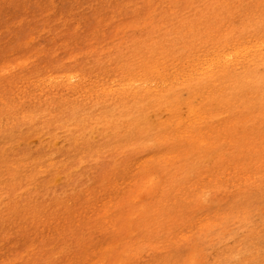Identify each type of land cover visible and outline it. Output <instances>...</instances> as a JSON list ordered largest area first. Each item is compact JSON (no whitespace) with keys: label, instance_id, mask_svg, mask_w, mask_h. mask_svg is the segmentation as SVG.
I'll return each mask as SVG.
<instances>
[{"label":"rangeland","instance_id":"obj_1","mask_svg":"<svg viewBox=\"0 0 264 264\" xmlns=\"http://www.w3.org/2000/svg\"><path fill=\"white\" fill-rule=\"evenodd\" d=\"M107 1L110 3L113 0ZM222 1H228V5ZM124 2L126 6L122 7ZM176 2L177 0H172V3ZM50 3L52 11L59 7L58 0H51ZM118 3L119 6L112 11L114 16L111 24L102 26L105 33L103 46L96 49V41L90 39L88 45L91 49L71 60L64 57L67 58L64 60L72 62L76 58L86 57L83 77L86 82L91 83L96 79V69L90 62L94 52H98L104 62L111 58H128L125 61L131 63L129 68L136 70L137 59L132 55L135 50L154 49L152 53L163 58L167 53L160 46L168 50L167 45L172 43L169 55L164 60L166 67L159 66L154 70L147 63V70L136 76L137 81L132 86L141 94H144L146 87L157 90L166 86L170 92L162 90L159 97L173 100L174 104L167 109L165 104H156L152 97L142 96L140 108L128 114L132 126H120L116 131L119 136L113 140L107 137V141H101L99 127L92 128L90 142L101 145L100 142H109V145L102 155L96 152L87 156L78 155L74 160V168L69 167L70 161L66 164L65 169L69 167L73 184L67 183L62 172L48 168L44 171L33 170L34 173L29 178L21 181L15 196L19 199L26 195L28 198L25 202L17 200L12 206H7L5 197L0 196V214L6 216V219L0 218V258L5 259L0 260V264H31L37 255L36 264L84 263L86 254L88 261L92 262L96 256L91 252L110 240L114 243L117 257L113 264H264V82L222 81L214 87V94L206 104L199 95L193 98L190 96V88H199L196 70L195 67L186 68L185 63L178 61L184 50L177 45L187 39L198 41L212 27H219L227 22L236 26V33L241 36L264 32V10L257 18H245L248 11L264 8V0H182L179 7L174 4V13L167 11L164 14L161 13L168 4L157 10V4L153 0H118ZM21 4L29 5L27 0H22ZM138 5L147 10L140 14V20L136 22L128 16L137 17L141 13ZM181 6L186 7V10ZM91 7L87 4L84 10ZM52 11H47L46 15L51 16ZM184 13L188 26L196 24L193 32L187 36L183 35L187 31L186 27L180 34L174 32L184 18ZM237 13L240 15L232 19V15ZM79 18L77 15L76 25ZM60 19L63 26L70 22L67 17ZM190 20L193 22H188ZM6 21V17L0 14V27H5ZM28 23L30 22L25 21L21 26ZM39 31L48 36L53 35V31L46 28ZM2 32L3 30L0 31L1 46L5 44ZM21 33L20 42L36 45L40 41L35 35L25 34L23 30ZM141 38L145 39L146 44L140 43ZM154 40L159 43L156 46L150 45ZM44 45L43 43L39 49L42 50ZM54 49L53 56L60 55L58 47ZM37 51L38 48L28 52L27 58L16 64L20 72L30 69L27 65L32 61L26 62L28 58L38 56ZM101 66L108 68L105 64ZM184 70H187L188 80L192 84L184 82ZM262 71L259 67L258 72ZM126 80L124 77V81ZM76 82L72 81L70 86ZM6 87L7 84L0 88V93L6 91L7 95L9 91ZM35 90L32 89L31 93ZM112 96L116 95L109 97ZM33 104L35 102L31 106ZM191 104L192 109L189 107ZM202 104L210 112L205 122L201 119L194 120L195 116L192 115L196 106L199 108ZM3 109L4 107L0 109V113ZM105 112H112V107L108 106ZM183 118L186 120L182 122ZM171 121L176 122L173 124ZM189 121L193 124L192 128L199 127L200 123L204 124V128L201 126L193 130L199 137L205 136L204 140L198 138L193 146L185 139H180L181 137L170 140L167 148L170 152H176L177 149L179 156L168 161V171L161 170L155 161H148L146 170L138 178V187L130 196H122L120 206L124 213L115 226V231L111 232L108 227L105 231H100L96 224L104 217L103 212L91 213L89 210L101 205L99 199L108 196L107 191H113L107 187L108 177L105 175L98 180L94 172H100L103 166H107L109 172L120 179L124 176V160L129 157L144 160L148 155L156 154L163 145L159 144L158 138L168 132L180 134L179 130ZM0 123V130L8 127L5 115L0 114ZM135 125L140 126V132L135 130ZM202 130L204 133L200 134ZM10 135L12 137L13 132ZM61 145L63 142L60 139L50 141L47 137L40 138L32 133L24 140L15 139L11 144L5 139L0 144V158L6 166L17 163L21 158H26L23 147L29 153L44 150L53 158ZM14 152H18L19 156H15ZM37 168L39 167L36 166ZM152 176L155 179L148 184ZM41 178L44 179V186L40 183ZM86 191L94 193L86 197ZM100 192L105 193L99 196ZM164 197L167 201L165 204L160 203ZM131 199H135L133 207ZM159 204L161 212L154 216L153 209L159 207ZM80 211H88L91 219L86 223L78 221L73 224L74 216ZM207 217L208 222L205 220L203 225L192 227L198 218ZM44 218L47 219L45 224L42 223ZM54 220L63 221L64 229L60 228L55 233L53 224H50ZM41 233L43 245L35 241L21 246L16 244L6 257L2 255L9 250V242L13 245L16 241L22 242L18 237L28 239ZM182 234L185 236L181 237ZM126 240L129 241L128 244L118 245ZM105 257L107 259L108 255Z\"/></svg>","mask_w":264,"mask_h":264},{"label":"bare ground","instance_id":"obj_2","mask_svg":"<svg viewBox=\"0 0 264 264\" xmlns=\"http://www.w3.org/2000/svg\"><path fill=\"white\" fill-rule=\"evenodd\" d=\"M21 1L1 0L0 4V14L4 15L7 21L10 20V22L6 21L5 27H0V31L3 30L1 36L5 38V44L0 45V88L7 84L6 89L9 91L7 95L6 91L0 93V109L4 107L0 114L5 115L8 123L7 128L0 130V144L5 139L9 144L13 143L15 139L22 138L24 140L27 135L34 133L40 138L47 137L50 141L60 139L63 145L56 150L55 153L57 154L53 158L49 157L50 154L44 150H35L29 153L26 147H23L26 158H21L22 160L17 163L14 162L6 166L4 160L0 158V196L5 197V205L7 206H12L17 200L25 202L24 200L28 198L26 195L19 197V199L15 196L17 195V189L21 181L29 178L33 170L44 171L48 168L51 171L62 172L67 178V183L73 184L74 180L69 175L70 169L68 168H74V160L77 159L78 155L87 156L89 153L95 152L102 155L105 148L109 145V142H100L102 145L92 144L89 140L92 128L99 127V139H102L101 141H107V137L112 140L116 139L119 136L116 131L119 130L120 126L124 128L132 126V120L128 118V114L132 110L140 108L139 101L142 96L152 97L153 100H156V104H165L167 109L172 108L174 104L173 100L163 99V96L159 97L162 90L170 92L166 86L157 90H151L146 87L144 94H141L132 86L137 81L136 76L141 74V71L147 70V67L145 68L147 63L154 70L158 69L159 66L166 67L164 60L169 55L168 50L170 51L172 43L167 45L168 50H164L163 46H160V49L167 53L163 58L156 53H152L154 49L152 51H143L141 48L135 50L132 55L137 59L136 70L129 68L131 63L125 61L128 58H124L123 60H121L122 58L120 60H111V58L110 61L106 62L107 60H105L104 62L99 53L94 52V56H92L90 62L96 69L94 74V76L96 75V79L91 83L86 82L83 77V66L86 63L84 59L86 57L76 58L72 62L64 60L67 58L71 60L72 57L91 49L88 45L90 39L96 41V49L103 46L102 41L105 33L102 31V26L104 24H111L114 16L112 11L119 6L118 0H113L110 3L107 0H58L59 7L53 11L51 10V0H27L29 3L27 6L22 5ZM153 1L157 4V10L168 4L161 13L164 14L167 11L174 13L176 11L174 4H177L179 7L182 0H177L176 3H172V0ZM225 2L228 5V1H222V3ZM87 4H90L92 7L84 10ZM109 5L111 6L108 9ZM121 6H126V2ZM182 8L184 11L186 10V7L183 6ZM262 8H257L253 12L248 11L245 14V18H257L259 13L264 10ZM138 9L141 13H138L137 17L128 16L130 20L138 22L140 14L147 10V8H141V5H138ZM47 11H52V15H46ZM234 14L232 15V19L240 15V13ZM77 15L80 18L77 20L78 24L76 25L75 19ZM183 15L184 18L180 20L174 32L180 34L182 29L186 27L187 31L183 35L187 36V34L193 32L196 24L188 26L185 23L187 19L186 13ZM60 17H67L70 22L63 26L60 23ZM25 21L30 23L21 26ZM188 22L192 23L193 21L190 20ZM42 28L53 31V35L42 34L39 31ZM21 30L25 34L30 33L31 36L35 35L40 40L39 43L35 45L20 42L19 35L22 34ZM236 30V26H233L231 22H227L221 24L219 27H212L198 41L187 39L177 44L180 49L184 50L180 56L181 59H178V61L181 60L182 63H185L186 68L191 69L195 67L196 70V82L199 88H190V96L192 98L195 95H199L203 102L208 103L210 97L214 94V87L222 83V81L236 83L240 80L246 82L263 80L264 82V32L248 33L245 36H241L236 33ZM144 42L145 39L141 38L140 43L146 44ZM43 43L45 44L44 48L40 50L39 47ZM158 43L157 40H154L150 45L156 46ZM56 46L59 49L60 55L54 57V48ZM37 48L39 57L28 58L26 64L28 61H32L27 65L30 69L20 72L16 64L26 59L28 52L36 51ZM144 60H146L145 63ZM101 64L107 65L108 68L101 66ZM127 67L128 70H126ZM259 67L263 69L262 72H258ZM183 72L184 82L192 84L193 82L188 80L187 70ZM124 77L127 78L126 81H124ZM45 80L48 82H43ZM74 80L77 82L70 86ZM259 83L261 82L259 81ZM32 89L36 90L31 93ZM110 95L116 96L109 97ZM33 102L35 104L31 106ZM108 106L112 107V112H105ZM197 106L194 110L195 113H192L195 116L194 120L201 119L205 122L204 120L207 119L210 113L209 108H205L203 104L199 108ZM189 107L192 109V104ZM29 108L30 110H28ZM107 114L110 116H107ZM183 120L186 119L183 118L182 122ZM171 122L174 124L176 121ZM179 124L181 125V123ZM192 125V122L189 121L184 128L179 130L180 134L168 132L161 138H158L159 144L163 145L157 150L156 154L152 156L148 155L144 160H134L132 157L124 160L122 168L124 176L120 179H117L115 174L110 173L107 166H103L100 172H94L98 176V180L106 175L109 181L107 187L113 191H107L109 195L99 199L101 205L95 207L93 210H89L91 213L103 212L104 217L96 224L99 225L100 231H105L107 227L111 228V232L115 231V226L124 213L122 206H120L122 196H130L138 187V178L146 170L145 165L148 161H155L156 165L161 167V170L168 171L170 165L168 161L179 156L177 149H175L176 152H170L167 148L170 140L181 137L180 139H185L192 146L195 145L193 143L202 135L199 137L198 133L193 131L194 129L196 130L197 126L192 128ZM203 125L200 123L198 126L201 128ZM139 128L140 126L135 125L136 131L140 132ZM175 128H177V125ZM10 132L14 134L12 137ZM202 132L203 130L200 134ZM179 141L182 142V140ZM200 141L201 139L199 143H201ZM175 145H178V143ZM113 148L115 147L112 145ZM14 155L19 156L18 152H14ZM69 161L70 165L67 170L65 166ZM38 163L42 165H37ZM36 166L39 168L36 169ZM154 179L152 176L147 183H152ZM40 183L44 186V179L41 178ZM179 192L177 191V193ZM93 193L86 191L85 196L89 197ZM104 193L100 192L99 196ZM134 201L135 199L130 200L131 207L134 206ZM166 201L167 198L164 197L163 199L161 198L160 203L165 204ZM159 208L160 204L159 207L153 209L154 216L161 212ZM0 218L6 219V216L0 214ZM90 219L91 215H88V211L85 213L80 211L74 216V220L72 221H74L73 224H76L78 221L86 223ZM205 220L208 222L209 218H198L192 224V227L203 225ZM42 223H47V219H42ZM50 224H53L55 233L60 228L64 229L63 221L54 220ZM42 234L34 235L33 238L28 239L18 237V240L22 242L17 243L16 241L13 245L12 242H9V250L3 252L2 255L6 257L7 254L13 251L16 244L21 246L35 241L43 245ZM184 236V234L181 235V237ZM128 242L126 240L118 243V245L122 246V244H128ZM91 253L96 256V259L89 262L88 254H86L84 256V263L77 264H113L117 259L115 256V246L111 240L108 243L105 242V244L99 245ZM105 255H108L107 259ZM36 259H38V255L33 259L31 264H36ZM0 260L5 261L4 258H0Z\"/></svg>","mask_w":264,"mask_h":264}]
</instances>
